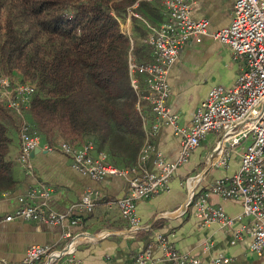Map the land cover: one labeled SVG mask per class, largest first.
<instances>
[{
    "label": "built area",
    "instance_id": "2783aa9c",
    "mask_svg": "<svg viewBox=\"0 0 264 264\" xmlns=\"http://www.w3.org/2000/svg\"><path fill=\"white\" fill-rule=\"evenodd\" d=\"M153 1V0H148ZM137 6V3L134 7ZM165 20L158 26L146 23L148 36L145 40L150 49L149 57L138 62L132 54L134 38L129 36V75L131 85L141 100H147L154 124L149 128L144 120L146 138L138 162L131 170L119 169L110 161L105 151L96 152L94 146H77L62 142L56 146L44 143L37 129L26 117V111L36 92L30 83L14 80L9 75L0 76V102L19 117L20 153L17 163L21 164L28 175H34L31 155L37 149L47 152L60 151L72 160L73 167L80 173L99 181L107 176H127L132 174L127 193L111 201L116 205L121 218L128 227L121 234L134 236L143 225L137 210L138 201L149 200L169 188L172 177L187 164L194 151L209 133L219 137L214 154L210 155V165L226 166L228 157L224 154L227 147H237L247 142L242 154L239 170L229 178L217 180L207 190L198 193L200 177L185 181L189 191L185 206L161 217L182 215L186 208L193 205L196 216L205 224L217 223L222 227H234L244 219H253L250 236L253 238L251 251L258 256L264 254V0H233V19L231 24L210 35L217 41L229 45L234 59L242 64V72L229 87L215 86L199 104L189 127H182L179 117L169 105L171 88L168 75L186 44L195 39L200 41L209 36V21L192 18L193 5L189 0H163ZM128 18L141 19L132 10ZM122 25V21L120 22ZM143 78V80L141 79ZM140 109V102L138 104ZM145 119V118H144ZM159 123L171 126L180 137V151L175 161H166L162 154L156 156L157 173L145 170V162L152 150L151 139L159 129ZM55 190L40 183L38 187L19 197L20 207L4 220L49 223L58 226L65 243L61 247L49 245L31 246L19 264H73L80 245L97 242L108 233L89 234L81 231L83 217L92 214L99 201L104 199L101 192L88 190L83 198L73 204L66 212H57L50 204ZM217 195L225 200H240L243 211L231 217L222 209L209 205V198ZM240 238L237 232L232 244ZM156 241L163 251L162 259L153 257V250L147 247L140 252L134 264H156L165 261L169 264H201L199 258L178 250L169 235L158 233ZM223 256L215 259L214 264L228 263ZM0 264H8L0 260Z\"/></svg>",
    "mask_w": 264,
    "mask_h": 264
},
{
    "label": "crops",
    "instance_id": "0c3cea01",
    "mask_svg": "<svg viewBox=\"0 0 264 264\" xmlns=\"http://www.w3.org/2000/svg\"><path fill=\"white\" fill-rule=\"evenodd\" d=\"M189 1L193 5L194 21H209V36H203L200 41H189L169 71V105L173 113L178 115L182 127L191 125L199 104L213 87L231 86L242 72V64L234 59L232 48L210 36L231 24L233 0ZM123 20L122 31L137 39L133 19L128 18L127 14ZM153 121L151 118L148 122L149 128L154 124ZM218 140L216 133H209L194 151L190 161L172 177L167 191L152 199L138 201L137 210L143 228L131 237L121 234L128 225L121 218L118 207L109 203L127 193L132 174L107 176L96 181L77 171L66 154L40 149L31 156L34 175H28L16 161L20 153V137L16 135L10 152L11 159L16 163L13 171L16 185L0 197V260H6L8 264H19L33 245L61 247L65 243L58 226L4 220L5 216L20 207L19 197L44 183L55 190L50 204L57 212H66L88 190H97L104 196L94 212L83 217L80 229L89 234L109 235L100 241L80 245L73 264H134L136 256L147 247L152 248L155 259H162L163 251L156 241L158 233L169 235L178 250L199 258L201 264H214L215 259L221 256L230 259L228 263L222 264H264V254L258 256L250 249L253 219H244L232 228L217 223L205 224L196 216L193 205L187 207L182 215L161 217L163 213H172L185 206L189 197L185 186L187 179L200 177L197 189L200 193L217 180L232 177L239 170L247 142L224 150L228 157L226 166L210 165V155L220 158L214 153ZM150 141L152 150L145 162V170L157 173V154H162L166 161H175L180 151V137L176 136L171 126L159 123V129ZM208 202L211 206L222 207L231 217L243 211L240 200H225L212 195ZM237 232L240 238L233 245ZM156 264L169 263L160 261Z\"/></svg>",
    "mask_w": 264,
    "mask_h": 264
},
{
    "label": "trees",
    "instance_id": "16d2710c",
    "mask_svg": "<svg viewBox=\"0 0 264 264\" xmlns=\"http://www.w3.org/2000/svg\"><path fill=\"white\" fill-rule=\"evenodd\" d=\"M129 10L141 17L133 18L132 50L141 62L150 54L146 23L165 20L163 0H0V76L35 87L28 122L49 145L91 143L125 170L138 162L144 120L154 119L131 85L120 23ZM20 123L0 102V197L16 185L10 152Z\"/></svg>",
    "mask_w": 264,
    "mask_h": 264
},
{
    "label": "rangeland",
    "instance_id": "374dc122",
    "mask_svg": "<svg viewBox=\"0 0 264 264\" xmlns=\"http://www.w3.org/2000/svg\"><path fill=\"white\" fill-rule=\"evenodd\" d=\"M122 22H124V20H122ZM133 38H134V36H133ZM134 39H136V38H134ZM13 79H14V80H17V79H15L14 77H13Z\"/></svg>",
    "mask_w": 264,
    "mask_h": 264
},
{
    "label": "water",
    "instance_id": "95a60500",
    "mask_svg": "<svg viewBox=\"0 0 264 264\" xmlns=\"http://www.w3.org/2000/svg\"><path fill=\"white\" fill-rule=\"evenodd\" d=\"M37 150H40V149H37ZM34 152H35V151H34ZM34 152H33V153H34ZM33 153H32V154H33ZM31 156H32V155H31Z\"/></svg>",
    "mask_w": 264,
    "mask_h": 264
}]
</instances>
